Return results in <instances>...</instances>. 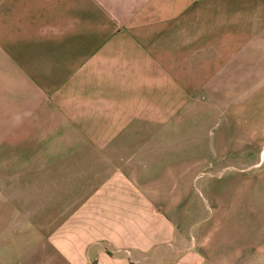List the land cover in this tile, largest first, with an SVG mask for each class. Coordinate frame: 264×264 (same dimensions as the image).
<instances>
[{"label": "crops", "instance_id": "obj_1", "mask_svg": "<svg viewBox=\"0 0 264 264\" xmlns=\"http://www.w3.org/2000/svg\"><path fill=\"white\" fill-rule=\"evenodd\" d=\"M0 264H264V0H0Z\"/></svg>", "mask_w": 264, "mask_h": 264}, {"label": "rangeland", "instance_id": "obj_2", "mask_svg": "<svg viewBox=\"0 0 264 264\" xmlns=\"http://www.w3.org/2000/svg\"><path fill=\"white\" fill-rule=\"evenodd\" d=\"M13 152L14 151H5V162L6 163H13V162H16V157L13 155ZM26 152V151H25ZM21 162H25L27 163L28 162V156H21Z\"/></svg>", "mask_w": 264, "mask_h": 264}]
</instances>
